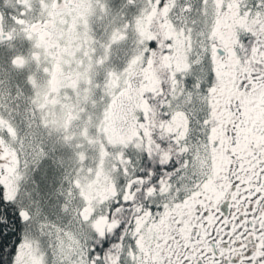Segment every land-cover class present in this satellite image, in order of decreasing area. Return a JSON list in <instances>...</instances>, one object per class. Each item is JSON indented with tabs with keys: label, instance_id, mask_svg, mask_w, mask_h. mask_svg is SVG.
Returning a JSON list of instances; mask_svg holds the SVG:
<instances>
[{
	"label": "snow or ice",
	"instance_id": "snow-or-ice-1",
	"mask_svg": "<svg viewBox=\"0 0 264 264\" xmlns=\"http://www.w3.org/2000/svg\"><path fill=\"white\" fill-rule=\"evenodd\" d=\"M0 264H264V0H0Z\"/></svg>",
	"mask_w": 264,
	"mask_h": 264
}]
</instances>
